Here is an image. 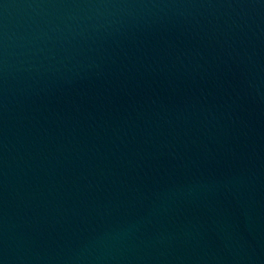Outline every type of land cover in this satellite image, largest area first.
Returning <instances> with one entry per match:
<instances>
[{
    "label": "water",
    "instance_id": "obj_1",
    "mask_svg": "<svg viewBox=\"0 0 264 264\" xmlns=\"http://www.w3.org/2000/svg\"><path fill=\"white\" fill-rule=\"evenodd\" d=\"M0 264H264V0H0Z\"/></svg>",
    "mask_w": 264,
    "mask_h": 264
}]
</instances>
